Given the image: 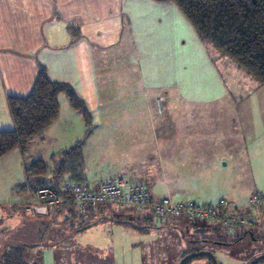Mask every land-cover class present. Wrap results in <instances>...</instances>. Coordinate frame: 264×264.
<instances>
[{
  "label": "crops",
  "instance_id": "obj_1",
  "mask_svg": "<svg viewBox=\"0 0 264 264\" xmlns=\"http://www.w3.org/2000/svg\"><path fill=\"white\" fill-rule=\"evenodd\" d=\"M228 59L209 42L202 41L169 0H0V131L13 128L7 97H26L42 66L49 81L68 85L90 117L95 116L94 128L103 125L119 130L101 132L103 142L110 144L108 140L115 136L121 149L138 154L122 161L126 164L120 168L123 172L113 177L147 181L154 191H160L162 185L170 202H196L174 201L170 196L171 182L163 170L159 182V177L138 168L143 163L140 160L158 156L159 160L173 163L167 166L173 178L175 162L203 160L202 144L210 138L233 148L229 159L240 161L235 164L241 171L252 170L246 163L251 154L244 151H248L249 144L264 145V107L260 105L264 100H259L264 98V90ZM238 82L252 89L235 88ZM112 90L116 100L124 97L133 102L130 105L123 100V111L127 106L142 113L152 108L158 121L102 122L101 97H113ZM57 102V117L43 132L56 139L51 144L55 152L66 149L61 141L71 144L78 136L70 122L75 120L76 110L65 94H58ZM175 109L184 115L181 120H161ZM192 111L202 117L210 114L209 123L183 120ZM151 129L159 131L157 142L154 136L149 139ZM236 134L239 141L233 140ZM94 135L92 131L91 137ZM149 144L157 147L149 149ZM17 149L1 156L0 163L20 170L22 155ZM253 156L260 158L256 153ZM100 182L83 184L95 188ZM30 195L29 211L35 203ZM54 213L74 218L68 206H59ZM117 223L134 227L126 221Z\"/></svg>",
  "mask_w": 264,
  "mask_h": 264
},
{
  "label": "rangeland",
  "instance_id": "obj_2",
  "mask_svg": "<svg viewBox=\"0 0 264 264\" xmlns=\"http://www.w3.org/2000/svg\"><path fill=\"white\" fill-rule=\"evenodd\" d=\"M243 74L246 75L244 72ZM244 85L238 82L235 88H246ZM258 86L260 90H264V85ZM249 88L252 89L250 86L246 89ZM112 93L113 97H101L102 122L140 121L155 124L158 121L155 117L156 112H153L152 108L142 113L133 112L131 110L134 109L133 106H127L128 109L123 111L122 108L126 103L132 105L133 102L128 98L125 100L124 97L116 100L113 90ZM123 100L126 103H122ZM260 105L264 107V102ZM74 113L76 118L71 119L70 122L74 127L73 132H77L75 135L78 136L71 144L61 141L66 149L74 147L77 142H82L81 161L72 158L66 164L70 168L74 167V170L55 174L60 151L55 152L52 147L51 144L56 139L51 133L45 135L43 133L30 139L23 153L17 149L22 155V159L21 156L19 158L20 170L0 163V262L4 253L2 251L8 244L27 246L18 259L19 262L26 264H178L184 254L192 253L194 248L190 247L191 244L199 250L198 252L213 254L219 264H248L256 257L264 256V214L261 215L260 225L252 229L246 226L227 232L205 220H191L184 215L157 218L148 208L139 210L133 205L122 207L115 203L98 205L88 210L83 217H79L75 208L71 207L74 218L69 217V219L58 213L48 217L29 211L28 207L32 204V199L31 192L26 190V183L33 184L34 179L30 175H25L24 167H29L31 163L42 161L47 164V174L42 177L45 179L53 177L57 182L75 181L79 178L72 176L81 174L82 180L77 182L92 183L123 172L124 169L121 170V167L126 164L122 161L138 155L128 154L121 149L115 142V136L108 140L111 141L110 144L103 142L100 137L101 132L119 130L106 128L103 125L94 128V115L90 117V123L86 126L82 116L77 111ZM180 116L182 114L175 109L168 118L165 115L161 120L179 121ZM203 116L192 111L188 112L183 120L192 123L198 121L209 123L210 114ZM92 131L95 133L93 137H91ZM158 132L155 129L149 130V139L154 136L157 142ZM41 137L43 138L40 139ZM233 140L239 141V135H234ZM206 142L202 144L203 160L175 162L176 175L173 178L169 176L172 172H169L167 167L169 163H173L159 160L158 156H155L154 160H140L143 163L138 170L145 169L151 175L159 177V182L163 170L171 182L170 196L174 201L192 199L202 205L213 204L222 196L227 200L228 210L246 209L252 214L260 215L264 200L260 202V207H250L246 205V201L248 197L249 201L254 196L255 190H260L264 195V145L258 147L249 144L248 151L244 152L252 156L250 155L249 162L245 161L249 168L251 165L252 170L241 171L236 165L241 162L236 161L235 164L229 159L232 147L225 143H214L210 138ZM155 147L157 144H149L148 148ZM235 149H238V146L235 145ZM50 151H53V154H50ZM255 153L259 154L260 158L253 156ZM256 167L261 170L255 171ZM140 182L146 185L154 201L168 198V193L164 191L162 185L160 191H154L149 182L144 180ZM244 206L247 207L243 208ZM117 221L129 222L134 227L116 224ZM87 224L90 226L86 227ZM7 262L14 264L16 260ZM189 264L212 263L204 257L193 259ZM256 264H264V260H258Z\"/></svg>",
  "mask_w": 264,
  "mask_h": 264
},
{
  "label": "trees",
  "instance_id": "obj_3",
  "mask_svg": "<svg viewBox=\"0 0 264 264\" xmlns=\"http://www.w3.org/2000/svg\"><path fill=\"white\" fill-rule=\"evenodd\" d=\"M169 1L177 6L202 41L209 42L220 55L228 57L253 80L264 85V0ZM60 93L65 94L70 106L80 113L84 124L89 125L90 115L73 90L68 85L49 81L45 69L39 66L35 81L26 97H7V109L13 128L0 131V157L14 148L23 153L27 142L44 132L57 117V95ZM81 143L77 142L74 147L58 153L55 174L74 170V167L70 168L66 164L72 158L81 161ZM47 169V164L42 161H35L29 167H24L25 175L34 179L33 184L27 183L32 188L60 184L55 180L42 178L47 174ZM80 175L74 174L72 177H78L79 179L75 180L77 182L82 180ZM26 247L23 244L6 245L0 264H13L7 262L13 259L16 260L14 264H26L18 261ZM190 247L194 248L191 252L199 251L193 244ZM204 257L215 264L212 258L205 254H199L182 264H189L193 259Z\"/></svg>",
  "mask_w": 264,
  "mask_h": 264
},
{
  "label": "built area",
  "instance_id": "obj_4",
  "mask_svg": "<svg viewBox=\"0 0 264 264\" xmlns=\"http://www.w3.org/2000/svg\"><path fill=\"white\" fill-rule=\"evenodd\" d=\"M26 189L35 201L30 207L31 211L43 216H49L62 205L73 207L78 216H84L98 205L115 203L122 207L133 205L139 210L148 208L157 218L184 215L191 220H205L227 232L246 226L252 229L260 225L261 220V214H252L247 210H228L224 198H218L215 203L208 205L193 201L172 203L166 198L154 201L146 185L131 178L111 177L102 180L95 188L81 182L64 181L57 186L36 188L26 183ZM262 200L264 195L256 192L249 199L248 205L260 207Z\"/></svg>",
  "mask_w": 264,
  "mask_h": 264
},
{
  "label": "water",
  "instance_id": "obj_5",
  "mask_svg": "<svg viewBox=\"0 0 264 264\" xmlns=\"http://www.w3.org/2000/svg\"><path fill=\"white\" fill-rule=\"evenodd\" d=\"M199 254H205L208 255L210 258H212V260L214 261L215 264H219V262L216 260V258L213 256V254L209 253V252H192L189 254L184 255L181 260L178 262V264H182L184 261L193 258ZM260 259H264V256H260V257H256L255 259H253L251 262H249L248 264H256V262Z\"/></svg>",
  "mask_w": 264,
  "mask_h": 264
}]
</instances>
